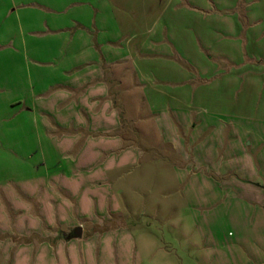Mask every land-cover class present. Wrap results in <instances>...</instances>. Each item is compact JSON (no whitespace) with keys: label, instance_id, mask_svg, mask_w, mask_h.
Listing matches in <instances>:
<instances>
[{"label":"crops","instance_id":"crops-1","mask_svg":"<svg viewBox=\"0 0 264 264\" xmlns=\"http://www.w3.org/2000/svg\"><path fill=\"white\" fill-rule=\"evenodd\" d=\"M151 158L207 264H264V0H0V264H145Z\"/></svg>","mask_w":264,"mask_h":264},{"label":"rangeland","instance_id":"rangeland-1","mask_svg":"<svg viewBox=\"0 0 264 264\" xmlns=\"http://www.w3.org/2000/svg\"><path fill=\"white\" fill-rule=\"evenodd\" d=\"M119 104L123 107L125 120L131 122V127L141 131V143L143 146L147 148H157L159 140L154 135L155 132L153 129L152 119L149 115V112L146 110L145 104L142 102L141 97H138L135 91H125V93L120 96ZM127 136L129 137L131 143L133 142L132 140H135L132 129L128 130ZM151 160L152 161L147 164H141L140 168L142 169L138 168L136 171L144 172L146 171V167H150L149 170L147 168L148 174H141V176H144V178L141 179L143 180L144 184L141 183L140 185V192L142 195L139 196L137 194L138 190H136V186L140 182L137 179L138 173L133 172V175L131 174L126 181L127 184L132 187V190H126L125 198L134 199L136 197L142 198L145 196V201L147 203L149 202V204L145 205L148 206L149 210L151 209V206H153L154 209L156 208L158 213L162 215V217L165 214L169 215L173 221L170 224H164V221L163 223H159L157 221L155 222L154 220H149L148 217H140L139 221L137 220L138 225L141 226V228L144 226L145 228L151 229V235L146 234L145 236H142V234H140L138 238L139 247L145 260V264H207L205 254L202 252V250H195L193 247V242L195 240V236H197V231L195 228H193L191 211L185 206L179 204L181 202V198L179 195L180 189L177 184V180L174 178V174L171 172H163L162 174V169L164 168L163 161H167V159L161 161L160 159L155 160L151 158ZM158 169L159 171H157ZM164 181L168 187L166 190L169 193L166 196H169L167 198L170 202H172V205L169 206L162 204L164 200L163 190L160 189V184H162ZM116 198L118 199V197ZM138 203H141V201L139 200ZM152 212L154 214L153 209ZM180 216L185 217V228L182 229V231L184 230L186 239H182L183 235L181 236V231L174 228V225L179 227V223L176 221ZM148 244L151 245L152 252L154 254L151 260L150 254L148 251H146L148 250V247L143 246ZM164 250H167L170 253V258H165Z\"/></svg>","mask_w":264,"mask_h":264},{"label":"water","instance_id":"water-1","mask_svg":"<svg viewBox=\"0 0 264 264\" xmlns=\"http://www.w3.org/2000/svg\"><path fill=\"white\" fill-rule=\"evenodd\" d=\"M78 232H80V230H78Z\"/></svg>","mask_w":264,"mask_h":264}]
</instances>
